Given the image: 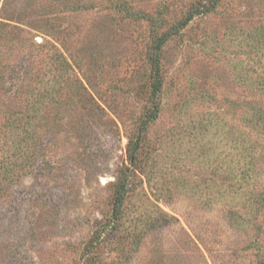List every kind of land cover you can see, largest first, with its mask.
I'll list each match as a JSON object with an SVG mask.
<instances>
[{
	"label": "rangeland",
	"instance_id": "1",
	"mask_svg": "<svg viewBox=\"0 0 264 264\" xmlns=\"http://www.w3.org/2000/svg\"><path fill=\"white\" fill-rule=\"evenodd\" d=\"M116 1L163 17L165 28L198 0H41L26 18L32 27L16 34L21 45L2 49L12 64L25 61L30 40L41 44L34 68L0 82V159L16 148V124L37 128L10 156L26 168L0 182V264H258L252 246L264 247V215L253 221L244 204L247 190L264 189V126L249 121L264 109V0H220L173 34L155 95L149 22L130 19ZM55 16L62 21L52 28ZM56 51L70 63L63 77ZM154 100L159 115L144 127ZM132 168L129 218L151 202L176 220L136 243L95 248L115 182Z\"/></svg>",
	"mask_w": 264,
	"mask_h": 264
},
{
	"label": "trees",
	"instance_id": "2",
	"mask_svg": "<svg viewBox=\"0 0 264 264\" xmlns=\"http://www.w3.org/2000/svg\"><path fill=\"white\" fill-rule=\"evenodd\" d=\"M59 1L61 3H65L66 5L69 4L72 0ZM38 3H41V0H0V82H2L3 84H6V78L10 79L11 81L15 77H17L21 73L23 65L28 64L33 66L34 68V61L31 58L33 57L34 59H36V54H34V50L36 51L41 47V44L36 42L35 40H30L28 43V52L24 53V57L26 58H21L25 59V61H15L12 63L13 65L11 64L8 58L10 57V55H6V53H4L2 49H9L12 45L16 46L15 44L21 45L18 42H21V40L16 36V34H19V32L24 34L26 33L27 30L22 27L23 25L30 28L32 27L31 22L27 21L26 18H29L30 14L32 13L31 9L37 6ZM219 3L220 0H198L196 3L192 4L189 7L187 15L184 19L165 28H162V25L165 24V19L163 17H153L152 15H148L143 11L140 12L139 10H135L133 6L126 3L125 1H116L114 3V6L119 11H123L130 19H145L149 22L152 42L148 52V62L150 64V68L154 76L152 86L154 95L161 90L162 76L160 55L163 44L168 39H170L173 34H178L179 30L187 26V24L196 16H205L209 13L215 12L216 9L219 7ZM59 20H61V17H53V21L50 23L51 27L56 28L55 25H60ZM60 29V32H63L65 30L64 28ZM258 48L264 53V40L259 43ZM56 53L57 54H55L53 60L57 61L55 62L58 65L56 66V68L61 70V73H63L61 77H63L65 76L64 74H66L69 70L70 63L62 55H58L57 51ZM29 61H33V63H27ZM7 68H9L8 74L4 76L2 73H4ZM61 73H58V75H60ZM48 76L53 77L57 75ZM20 78H22L21 80H23V77ZM51 81V77H48V84L51 83ZM33 89H35V87L30 89V92H32ZM159 111V103L156 100L152 101L151 106L144 112V118L142 119L141 123L142 126L145 127L148 122L155 120L159 115ZM16 114L18 115L12 118L22 119L26 116V111L17 112ZM4 117L10 118L9 115H4ZM249 121L253 125L264 126V109L258 107L257 109L253 110ZM16 129V148L12 154H22L25 151L24 145L27 144V141L33 138V136H36L37 128L33 126L28 127L19 122L18 124H16ZM141 143V136L138 135L136 137V140L133 142L131 149L128 151L129 162L133 166L138 161L137 153L139 151ZM241 152L244 155H247V150H243ZM2 154L3 155L0 159V182L10 181L11 176L15 172H17L18 170L25 169L27 165L24 164L23 159H18V161L11 159L10 156H12V154L9 155V150L5 153L4 151H2ZM245 168L247 170L248 177H251L255 180L256 176L253 175L251 171H249L252 170V168ZM133 170L134 169L132 168L127 171V173L122 172L118 176L115 182L116 190L110 216L106 218L103 224L101 225V228L97 234V241L95 245L91 246H94L96 248L100 244L103 245L110 243L111 240L115 238H117L118 241H120V239H123L125 240V243L127 242V240L136 243L148 231H153L154 228L158 229L161 227L170 226L173 221L176 220L173 215H170L168 212L160 208L157 204L151 202L149 205H145L142 208H139L138 210H141V212L139 211V214L137 216L129 218V214L126 212L127 210L125 202L130 197V194L133 193V190L135 188L132 182V177L135 175ZM254 186L253 188L247 190V195H245L246 201L244 204L246 205V212L250 215V219L253 217V221L258 219L259 216L264 215V189H260ZM228 213L230 218L234 220L236 219V217L239 218L242 216L238 211L233 209H229ZM128 222L133 223V226L130 229L129 225H126ZM252 247L257 250L256 255L258 264H264V247L259 245L258 243H256L255 246L253 245Z\"/></svg>",
	"mask_w": 264,
	"mask_h": 264
},
{
	"label": "water",
	"instance_id": "3",
	"mask_svg": "<svg viewBox=\"0 0 264 264\" xmlns=\"http://www.w3.org/2000/svg\"><path fill=\"white\" fill-rule=\"evenodd\" d=\"M37 40H38V41H41V38H40V37H37Z\"/></svg>",
	"mask_w": 264,
	"mask_h": 264
}]
</instances>
